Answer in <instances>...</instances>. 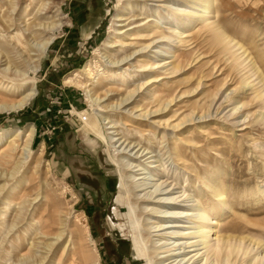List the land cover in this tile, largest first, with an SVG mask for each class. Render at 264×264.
Segmentation results:
<instances>
[{"label":"rangeland","instance_id":"rangeland-1","mask_svg":"<svg viewBox=\"0 0 264 264\" xmlns=\"http://www.w3.org/2000/svg\"><path fill=\"white\" fill-rule=\"evenodd\" d=\"M5 1L0 0V77L5 76L1 86H12L17 92L26 86H19L23 78L35 79L37 94L21 111L0 113V136L26 131L30 126L35 129L32 155L27 161L21 146L15 160L5 162L2 154L8 145L0 146V264H90L84 261L83 251L94 255L93 264H146L138 261L132 251L133 234L124 216L127 210L114 204L119 172L107 150L110 137L113 143L116 141L117 152H126L121 156L123 163L138 167L133 171L142 169L139 173H148L158 167L170 197L177 198L183 192L195 196L210 214L215 231L243 241L237 258L229 264H249V259L264 248V126L251 123L254 116L250 114L259 111L256 104L245 108L252 113L238 124L247 125L238 128L233 126L232 117L226 119L235 102L247 105L250 92L230 94L239 76L228 78L225 85L222 83L229 67L217 48L203 41L201 34L196 35L203 29L201 21L194 23L188 48L180 47L177 41L173 48L158 44L138 52H147L150 58H138L135 54L115 65V60H122L140 48L118 46L105 57L93 53L96 48L101 49L112 16L128 1ZM57 4L67 16L68 25L55 33L53 44L36 70L28 55L29 47L35 48L32 37L36 33L26 29L34 23L46 26L54 22ZM130 4L135 5L130 15L137 17L140 13L142 18L152 15L150 19L163 27L173 20L168 8L178 11L183 8L176 1L149 2L148 6ZM210 5L211 20H216L215 24L227 36L246 49L252 62L261 55L262 61L256 62L264 74V0H212ZM196 10L197 6L191 8L192 12ZM26 11L29 20L24 23ZM11 22L15 25L8 30ZM120 29L121 33L126 31ZM180 29L185 28L181 25ZM17 31L25 37L33 34L27 37L29 47L15 46ZM172 51L182 59L180 71L167 78L158 74L165 79L141 85L146 83L150 72H139L137 59L162 65V61L163 64L172 61L163 58L170 57ZM5 55L12 59L11 66ZM88 62H91L89 74L79 72L76 78L86 89L65 82ZM117 73L119 76L114 79ZM86 90L91 91L94 99L100 98L99 106L108 107L105 113L97 105L88 106ZM132 90L136 91L127 96ZM151 93L158 97L151 100ZM226 94L235 100L224 103ZM170 97L175 100L167 105ZM17 98L16 94L6 101ZM121 99L127 101L120 104ZM141 103L142 108L148 106L146 111H151L142 119L138 116L141 112L134 109ZM157 109L158 112L152 113ZM246 110L241 108L237 113L246 116ZM87 114L98 121L96 134L90 135L83 126ZM167 119L166 124L157 123ZM164 187L165 184L161 188ZM214 190L225 191V203L217 200ZM6 199H10L9 205L4 204ZM140 206L151 208L146 204ZM226 207L232 212L228 213ZM53 217L63 225L53 226L50 238L40 236L41 226ZM146 218L155 224L165 221L159 215ZM81 225L88 227L92 239L79 235L77 228ZM57 228L63 229L60 244L49 251L46 244L55 242L52 234L58 232ZM223 229L230 231L226 234ZM246 249L252 250L251 256L242 259Z\"/></svg>","mask_w":264,"mask_h":264},{"label":"bare ground","instance_id":"bare-ground-1","mask_svg":"<svg viewBox=\"0 0 264 264\" xmlns=\"http://www.w3.org/2000/svg\"><path fill=\"white\" fill-rule=\"evenodd\" d=\"M12 1L13 0H6L5 3H10ZM120 1L121 0H118V2ZM126 1H128L129 4L130 2L135 4L143 3L144 6H148L149 2H162L164 4H168L171 3L172 1L174 2L176 1L178 3L177 5L181 4L183 8L181 11H178L177 9L172 7L168 8L167 12H169V15H171L170 17L173 20H169L168 22H166L165 26L163 27L158 23H156L157 21L155 22L150 19L152 15L145 16L144 18L141 17L142 14L140 13L139 15H137V17H135V15H130L131 12H133L132 10H134L133 8H135L134 7L135 5L134 6L131 4L129 5L128 3H127L128 5L125 4L124 5L125 7H123L124 9L122 8L123 10L119 9L117 13H115L112 16L111 23L108 29V35L101 44V49L96 48L94 50L93 53L94 56L97 55L104 56V54H108L110 51L112 52L118 46H128V47L136 46V48L137 47L140 48L139 50L132 52L129 55H126V57H124L122 60H118V59L115 60L114 64L116 65V64H120L119 62L123 63L124 61L134 56L135 54H137L136 57L138 58L144 57L146 59L149 57L147 55V52H143V53L142 52L138 53V52L145 51L149 47H151V49L155 48L158 44L159 45L167 44L169 46L171 45L170 47L173 48L172 44L176 43L177 41V44H181L180 47L190 46L189 43L192 40V36H193L191 32L196 27V26L194 27V23L195 21L199 20L203 24V29L200 32L197 33L195 32L196 35L201 34L200 37H203L204 39L203 41L208 42L211 46L217 48L219 55H222L226 59L225 62L228 65L227 67H229L228 75L224 77L222 83L225 85V83L226 84L228 83L227 82L228 78H230L231 80V77L239 76L240 80L234 89L229 90L230 94L233 92L236 94L238 93L239 95V92L240 93L250 92L248 94L249 102L247 103V105H244L242 104V102L239 101L235 102V104L233 103L234 106L229 111L230 115H228L226 119L232 117V120L235 121L233 123V126L235 125V127L238 128L242 127L243 125H247L248 123H243L241 125L238 124L240 123V121L243 122L245 119H247L248 115L252 113L250 111H247L245 108L249 107L250 105L252 106V104H256V106H258L259 111L257 110V113L253 112L252 114H250L251 116H254L251 123L264 126V74L260 70L256 62L258 59L260 63L263 58L261 57V55L260 57L257 56L258 58L255 60V62H252V59L249 58L248 55H246V51H245L246 49L243 50L241 45L234 42L229 36H227L224 33V31L215 24L216 20L215 21L211 20L209 16L212 14V10H213V6L210 5L212 0H126ZM44 5L45 4H42V7H44ZM165 6L166 5H164V7ZM193 6L198 7V10H196V12L191 11V8ZM55 7H56V11H55L56 18L54 22L56 23L52 22L49 25L46 23L47 24L46 26L44 24L42 25V23H37V24L34 23L33 25H30V27L29 28L27 27L26 29V31L30 32L31 30L34 31V33H36L32 37V44L36 43L35 48L29 47L27 41V37L32 36L33 35L32 33L28 34V36L25 37L22 33L23 32L22 30L21 32L22 34L19 33L20 31L19 32L17 31L14 35L17 38L15 46L25 45L30 48V50L28 51V55L31 56L32 58L31 59L29 58V60L32 61V64H34L36 70L40 67L39 66L40 61L44 56V54L46 53L47 49L50 47L51 44H53V41L55 39V33L60 29H62L64 26L68 25V21L66 20L67 16H64V13L61 10L62 9L61 6L57 4ZM177 11L179 13H176ZM28 15H29L28 11L24 12V18H23L24 23L29 20V19L26 20ZM124 23H126L127 25H125ZM13 25L15 24L11 22V24L8 27V30ZM181 25L184 26L185 28L184 30L180 29ZM36 27L42 29L38 28L37 31L35 29ZM122 27L126 28L125 29L126 31L124 33H121L123 29L120 28ZM21 38L24 39V42ZM30 51L34 52L35 54L30 55L29 54ZM102 51H104L103 54ZM5 57L7 63L9 64V66H11L12 59L6 55ZM163 58L171 59L172 61L168 63L164 62V64L162 61V65H161L159 63L137 59V63L140 64L139 68L143 70L141 71L139 69L140 70L139 72H150V74L146 77L147 78L146 83H142L141 85L148 83L150 84L157 83L165 79V78H160V75L161 76L163 75L167 78L168 76H172L176 74L182 68L181 67L182 59L178 56L177 52L172 51L170 52V57H168L167 55V57H163ZM90 65L91 62L90 63L88 62L82 70L75 71L72 74L73 78L65 79V82L67 84L70 85L74 84L77 87L83 88V85L77 82L76 78L79 76V72H84L86 75H88L90 72L89 70ZM167 67L170 68L166 69ZM126 70L127 69H125V71ZM158 71L161 72L159 73ZM113 76H115L114 77L115 79L117 76H119V74L117 73L116 75ZM3 78H5V76L0 77L1 83ZM1 83H0V113L10 114L21 111L29 103V101L37 94L35 79L23 78L20 81L21 84L19 86L20 87H23L25 85L26 86L24 89H20V91L17 92L16 89L12 88V86L10 88L2 87ZM83 89H86V87H84ZM90 90H86L87 97L89 98V100L88 99L86 100L88 106L92 108L95 105H97L100 111H102L103 109L105 110L103 111L105 113L108 107L99 106L98 102H100V98L96 97L94 99V95L90 94L91 93ZM135 91L136 90L128 91L127 96L132 95ZM16 94L19 97L17 98L18 99L17 101H10V102L6 101L7 99L13 98ZM107 94L108 92H106L105 96ZM229 96L230 95L228 94L224 103L228 104L230 103L231 100H235V97H229ZM149 97L151 98V100L152 99L155 100V98H157L158 95L156 93H151ZM174 100L175 98L170 97L169 101L167 102V105L174 102ZM119 101L120 104L121 103L124 104V102H126L127 99L125 100L121 99ZM149 104H151V101L149 102ZM142 106L143 105L141 103L140 105H137L134 108L135 110L136 109L138 110L135 112H141L138 115L141 119L146 118L151 113V111L150 112L146 111V108L148 106L145 108L144 107L142 108ZM241 108L242 109L244 108V110H246V112H244L247 113L246 116H243L241 114H240L241 116H239V114L237 113V111H239ZM156 112H158V109L153 111L152 113H156ZM235 113L237 114L235 115ZM236 119H239V121L236 122ZM168 120L169 119L163 121L159 120L157 123L159 125L166 124ZM83 121H84L83 126L90 135L97 133L98 121L96 120L95 117H92L90 115L88 116L87 114V116L83 119ZM171 127L175 129L177 128V125H172ZM112 128L113 127H111V129ZM242 129H239V131H242ZM34 132L35 129L33 128V126H30L26 131L16 130L13 131L12 133L9 134L7 133L5 135L0 136V146H2V144L5 145L6 143H7L6 146L8 145V148L2 154L3 160L5 162L14 161L16 158L17 149L22 146L23 147L22 155L24 156V160L27 161L29 157H31L32 155L31 144L34 137ZM110 134L112 133H109L107 135ZM105 140L107 142L106 137ZM109 140L110 143L108 144L107 142L108 144L107 150L109 152L112 165L119 172L118 194L114 200V204L121 210L122 209L127 210L124 216L128 221L130 226V231L133 234L131 248L138 261H142V262L145 261L146 264H229L231 263L229 262L230 260H234L237 258L240 251V246L243 243V241L242 240L236 241L232 237L226 236L225 234L220 235L218 231H215V225L211 223L210 214L203 209L201 202L196 201L195 196L191 194L185 195V192H183L182 196L177 195L178 196L177 198L170 197L171 193L168 190H166L167 189L165 183L166 181L165 180L161 181L162 179L161 172L160 169H158V167L155 166L151 168V170L148 173H139V171H142V169L133 171L134 168H138V167L132 166V164H126V163L124 164L121 156L126 154V152L125 153L123 151L117 152V150L114 147L116 141L115 143H113L112 137H110ZM136 172H138V174H136ZM220 183L221 182H219V184ZM164 184L165 187L161 188ZM212 193L215 195V197L219 202L221 203L226 202L225 191L214 190ZM9 200L10 199H6L4 204L9 205L10 204ZM143 204L151 205V208L150 209L149 207L143 208L142 206H140ZM158 207L160 209H165L164 212L157 210ZM226 209L227 211L229 210L228 213L232 212L230 211L229 207H226ZM149 215L155 216V218H157V216L159 215V218H162L165 221H163L161 224L158 223L155 224L154 222H150V220L146 218V216ZM54 219L55 218L53 217L50 222L49 221L44 222L45 224L42 225L40 229L42 231L40 236L45 238H50L48 236L50 231L53 229V226L63 225L61 220L56 221ZM57 229H59L58 232L52 234L53 235L52 240L54 239L55 242L46 244L48 249L53 247L55 244L56 245L60 244L59 242L61 241L63 235V229L62 228H57ZM223 230L226 234H228L227 232L230 231L228 229H223ZM77 231L79 235H81L83 238L85 235L91 238L87 226L81 225L77 228ZM251 252L252 250L248 252V249H246L245 252L242 254L243 255L242 259H244V257L251 256L250 255ZM82 256L86 263L90 262V264H93L92 262L94 261V255L89 253L84 254L83 251ZM249 260H250L249 264H264V248L262 249L261 252L259 253L256 252Z\"/></svg>","mask_w":264,"mask_h":264},{"label":"crops","instance_id":"crops-1","mask_svg":"<svg viewBox=\"0 0 264 264\" xmlns=\"http://www.w3.org/2000/svg\"><path fill=\"white\" fill-rule=\"evenodd\" d=\"M76 21V20H75ZM72 24H73V22H72Z\"/></svg>","mask_w":264,"mask_h":264}]
</instances>
